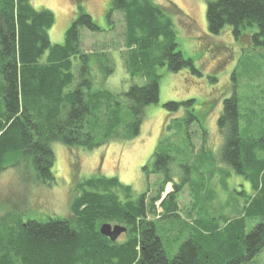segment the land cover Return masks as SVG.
<instances>
[{
  "label": "trees",
  "instance_id": "obj_1",
  "mask_svg": "<svg viewBox=\"0 0 264 264\" xmlns=\"http://www.w3.org/2000/svg\"><path fill=\"white\" fill-rule=\"evenodd\" d=\"M32 1L0 0V178L8 168L26 161L36 182L51 185L55 181L52 143L91 151L132 140L139 135L145 109L158 103L159 68L200 73L177 50L169 12L152 0H112L108 31L100 29L76 0V17L61 45L52 44L48 34L54 15L35 10ZM114 14L121 15L124 25L120 53L124 68L144 82L119 94L102 88L114 73L113 58L107 52H84L80 33L81 29L98 35L110 32ZM206 21L212 36L226 26L235 39L255 29L251 44L264 49V0H207ZM193 104L194 100L168 102L164 108L174 113L183 109L185 118L178 123L183 121L187 130L192 125L201 128ZM217 127L223 139L219 163L243 177L253 192L239 217L218 222L198 218L185 224L187 238L169 259L159 234L160 220L147 216L160 202L162 220H180L177 200L189 181L174 179V153L160 143L154 172L164 177L149 209L147 193L134 199L131 187L117 178L86 179L74 189L69 218L45 222L0 218V264H252L264 251V109H241L234 94L223 100ZM202 130L204 145L207 137ZM188 139L191 142L189 135ZM170 183L173 190L162 197ZM200 189L190 186L194 194ZM167 204L171 210L164 209ZM256 220L246 233L247 223ZM103 224L125 226L128 238L112 242L100 234Z\"/></svg>",
  "mask_w": 264,
  "mask_h": 264
},
{
  "label": "rangeland",
  "instance_id": "obj_2",
  "mask_svg": "<svg viewBox=\"0 0 264 264\" xmlns=\"http://www.w3.org/2000/svg\"><path fill=\"white\" fill-rule=\"evenodd\" d=\"M75 1L31 2L35 10L46 9L54 15L55 23L48 32L52 44L64 43L65 33L76 17ZM79 1L100 29L108 31L111 28L107 13L112 0ZM152 1L169 12L176 32L177 50L193 61L200 75L189 69L172 73L166 66L159 68L158 103L145 109L139 135L132 140L110 142L91 151L52 143L55 181L51 185L36 182L33 168L26 161H20L16 167L5 170L0 178V218L7 216L11 222L17 219L22 222H45L49 218H69L76 185L92 177L117 178L121 184L131 187L134 199L147 193L146 205L149 209L150 201L157 195L164 177L154 172V154L160 143L170 153H174L175 160L171 165L174 179L189 181L177 200V218L180 220H162L160 202L155 204V213H148L147 216L151 221L160 220L158 226L162 231L159 234L169 259L177 254L187 238L183 232L185 224L190 225L198 218H211L218 222L241 215L245 200L253 196V192L243 177L236 175L231 167L219 163L218 153L223 139L218 131L217 120L223 100L234 94L239 99L241 109L257 106L264 109V49L251 44V32L255 29L244 32L241 39H235L229 26L218 36L210 35L206 21L207 0ZM112 23L113 29L108 33L98 35L85 29H81L80 33L84 52H107L113 58L114 73L102 88L119 94L132 85L140 86L144 82L131 77L124 68L120 56L124 46L121 15L114 14ZM212 78L216 81L212 82ZM188 100H194L193 111L201 128L192 125L187 130L183 121L178 123L180 118H185L183 109L174 113L164 108L168 102ZM202 129L206 131L207 137L204 145H201L204 136ZM189 185H200L201 191L194 194ZM172 190V183L167 184L162 197ZM195 198L198 200L195 201ZM169 207L167 204L164 209L171 210ZM258 222H248L246 233ZM128 236L127 229L117 241L121 243ZM252 264H264V251Z\"/></svg>",
  "mask_w": 264,
  "mask_h": 264
},
{
  "label": "water",
  "instance_id": "obj_3",
  "mask_svg": "<svg viewBox=\"0 0 264 264\" xmlns=\"http://www.w3.org/2000/svg\"><path fill=\"white\" fill-rule=\"evenodd\" d=\"M100 234L112 242H116L118 238L127 232V228L121 225L103 224L99 230Z\"/></svg>",
  "mask_w": 264,
  "mask_h": 264
}]
</instances>
